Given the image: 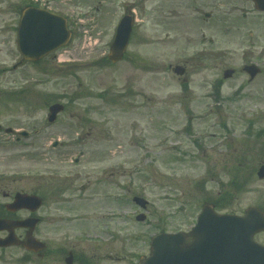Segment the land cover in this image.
I'll list each match as a JSON object with an SVG mask.
<instances>
[{"label":"rangeland","instance_id":"obj_1","mask_svg":"<svg viewBox=\"0 0 264 264\" xmlns=\"http://www.w3.org/2000/svg\"><path fill=\"white\" fill-rule=\"evenodd\" d=\"M24 2L0 0L1 211L7 196L37 192L47 204L37 215L80 218L39 223L34 235L46 247L136 264L152 235L189 230L204 202L237 214L264 208L256 176L264 162V13L248 0H62L72 37L32 62L17 47ZM128 12L135 21L125 57L110 63ZM249 62L262 69L252 81L242 71ZM175 64H185L184 76ZM225 68L232 77H222ZM54 102L64 109L51 124ZM22 130L29 136L17 140ZM50 179L66 183L61 193ZM135 195L148 201L145 210ZM255 239L264 243V231ZM24 253L2 248L0 264H20Z\"/></svg>","mask_w":264,"mask_h":264},{"label":"water","instance_id":"obj_2","mask_svg":"<svg viewBox=\"0 0 264 264\" xmlns=\"http://www.w3.org/2000/svg\"><path fill=\"white\" fill-rule=\"evenodd\" d=\"M257 9L264 10V0H252ZM131 31L130 17L121 19L116 35L110 45L109 59H121ZM68 39L65 21L49 15L45 11L27 9L24 11L19 28L18 43L25 58L37 59L48 51L65 43ZM245 70L253 77L257 69L246 66ZM184 69L176 66L174 72L182 74ZM232 70H226L224 77H230ZM62 109L59 104L49 107V120ZM258 176L264 177V164L258 170ZM140 205H145L142 198H134ZM38 200L17 193L14 204L9 209L26 207L36 209ZM143 219V216H138ZM35 220L24 222L0 220V229H7L9 235L0 239V245L18 243L14 228L19 225L33 227ZM264 230V215L256 208L250 207L244 216L217 214L213 206L205 204L198 216L196 225L188 233H160L151 238V256L141 258L139 264H264V246L254 241L255 232ZM25 246L31 249L43 245L29 238Z\"/></svg>","mask_w":264,"mask_h":264},{"label":"flooded vegetation","instance_id":"obj_3","mask_svg":"<svg viewBox=\"0 0 264 264\" xmlns=\"http://www.w3.org/2000/svg\"><path fill=\"white\" fill-rule=\"evenodd\" d=\"M60 1L62 0H45L43 4L49 5V7L53 11L54 10H60V11L68 10L65 7L58 5V2ZM67 1L75 2V0H67ZM64 186L65 185H63L62 187ZM41 199H42L41 206L46 208L47 204H43L45 203V197L42 196ZM45 217L46 216L44 215L42 219V222L44 224H46L47 222L48 224H50L51 222L55 223L61 220H63L64 222H68L69 220L72 221V219L62 218L59 216L53 219L48 218V217L45 219ZM47 219H49V221H47ZM17 232L20 237L28 235V231L26 229H18ZM30 253H31V256L36 258V260L38 261V264H101L100 258H97L96 256L94 257L91 253H86L84 249L45 247L44 249H41L36 252L30 251Z\"/></svg>","mask_w":264,"mask_h":264},{"label":"trees","instance_id":"obj_4","mask_svg":"<svg viewBox=\"0 0 264 264\" xmlns=\"http://www.w3.org/2000/svg\"><path fill=\"white\" fill-rule=\"evenodd\" d=\"M218 203H219V201H218ZM216 205H217V204H216ZM218 208H220V209H221L222 207H218Z\"/></svg>","mask_w":264,"mask_h":264}]
</instances>
